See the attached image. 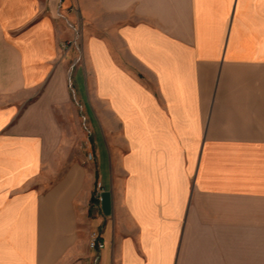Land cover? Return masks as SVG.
Returning <instances> with one entry per match:
<instances>
[{"label":"crops","instance_id":"crops-1","mask_svg":"<svg viewBox=\"0 0 264 264\" xmlns=\"http://www.w3.org/2000/svg\"><path fill=\"white\" fill-rule=\"evenodd\" d=\"M74 1L0 0V264H264V0Z\"/></svg>","mask_w":264,"mask_h":264},{"label":"rangeland","instance_id":"rangeland-1","mask_svg":"<svg viewBox=\"0 0 264 264\" xmlns=\"http://www.w3.org/2000/svg\"><path fill=\"white\" fill-rule=\"evenodd\" d=\"M70 9H71V11L73 13H75L79 17V20L77 22L78 30L73 33V35L69 39V42L68 43L66 42V48L69 47V48L73 49V57H79L83 53V42H84L85 37H86V35L84 34V29H86L88 27V21H87V19L84 18V15H83L84 11H83V9L81 7V4H79V3L75 2L74 0H72V3L70 4ZM75 71H76V69H72V71H71V69L68 70V78L70 77V79L72 81H74L73 84H74V87H75V89L77 90V93H78L79 87H78V85H77V83L75 81ZM69 87H70L69 88L70 89V93L73 96L74 95V90L72 88V85L70 84ZM81 88H82L81 90L86 91V84H83ZM80 104H78L75 101V99H74V105L73 106L78 108V105H80ZM79 119H80V126H81V128L83 130V132H82L83 134H81V135L79 134L80 135L79 136L78 133L76 131H74V133L72 135H73V140H74L75 146L74 147L65 146L64 149H62V150L64 152H66V153H68V151H70V149H72V151L73 150L75 151V149L77 147L79 149H81L82 152L86 153V151H85L86 140L88 138H91V136H89V134L86 132V128H87L86 126L88 125V118H87L86 115H82V113H81L80 116H79ZM94 135L96 137V135H98V132L95 131ZM82 142H84V144H83L84 146H81ZM107 163H108V161H107ZM51 165L52 164H50V166ZM108 173H109V167L107 165V173L105 172V169H103V176L105 177V174H108ZM99 183H101V182L99 180H97L96 181V185H95V190H96V188H97ZM95 190H94V194H95ZM94 233L97 234V236H99V239H100V234L98 232H93L92 235ZM92 235H91V238H92ZM91 238H90V240H91ZM88 247L91 248L90 247V241H89V246ZM91 249H93V248H91Z\"/></svg>","mask_w":264,"mask_h":264},{"label":"built area","instance_id":"built-area-1","mask_svg":"<svg viewBox=\"0 0 264 264\" xmlns=\"http://www.w3.org/2000/svg\"><path fill=\"white\" fill-rule=\"evenodd\" d=\"M89 159L93 158L92 154L88 155ZM103 193H104V186L99 183L94 194V199L97 201V204H100L103 201ZM105 244L102 240L99 239V236L97 234H93L92 238L90 240V247L93 249H102L104 248Z\"/></svg>","mask_w":264,"mask_h":264},{"label":"trees","instance_id":"trees-1","mask_svg":"<svg viewBox=\"0 0 264 264\" xmlns=\"http://www.w3.org/2000/svg\"><path fill=\"white\" fill-rule=\"evenodd\" d=\"M96 203H97V201L93 198V199H92V204L95 205Z\"/></svg>","mask_w":264,"mask_h":264}]
</instances>
